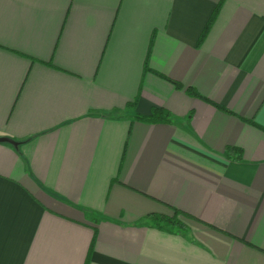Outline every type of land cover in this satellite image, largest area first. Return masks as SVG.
I'll list each match as a JSON object with an SVG mask.
<instances>
[{
	"label": "crops",
	"instance_id": "0c3cea01",
	"mask_svg": "<svg viewBox=\"0 0 264 264\" xmlns=\"http://www.w3.org/2000/svg\"><path fill=\"white\" fill-rule=\"evenodd\" d=\"M0 136V264H264V0H0Z\"/></svg>",
	"mask_w": 264,
	"mask_h": 264
},
{
	"label": "trees",
	"instance_id": "16d2710c",
	"mask_svg": "<svg viewBox=\"0 0 264 264\" xmlns=\"http://www.w3.org/2000/svg\"><path fill=\"white\" fill-rule=\"evenodd\" d=\"M218 11V6L215 8V10L213 11L211 18L209 20L208 25L210 24V22L212 21V19L214 18V16L216 15ZM208 27V26H207ZM206 31V30H205ZM173 84L177 87L180 88L181 85L177 82L173 81ZM186 91L195 97H202L199 93H197L193 88L191 87H187ZM135 102V101H134ZM134 102H132L131 104L129 103V106H131L132 104H134ZM220 109L229 112L227 109H225L222 106H219ZM169 113L167 110L163 109V108H153L151 110V113L148 115H139L136 114L135 118L147 123H161V122H168L169 121ZM241 150L236 148V147H229L227 149V153H226V157L228 159H234V160H239L241 158ZM178 211L173 210V215L172 216H163V215H149L148 217L150 218V221L153 225L157 226V227H168L170 229L172 228H178V227H182L181 222L178 219Z\"/></svg>",
	"mask_w": 264,
	"mask_h": 264
},
{
	"label": "water",
	"instance_id": "95a60500",
	"mask_svg": "<svg viewBox=\"0 0 264 264\" xmlns=\"http://www.w3.org/2000/svg\"><path fill=\"white\" fill-rule=\"evenodd\" d=\"M0 142H6V143H10L12 144L13 146H17L18 142L8 138V137H1L0 136Z\"/></svg>",
	"mask_w": 264,
	"mask_h": 264
}]
</instances>
